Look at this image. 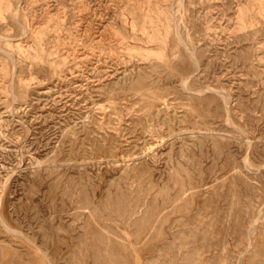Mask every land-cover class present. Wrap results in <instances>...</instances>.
Returning a JSON list of instances; mask_svg holds the SVG:
<instances>
[{"label":"rangeland","instance_id":"1","mask_svg":"<svg viewBox=\"0 0 264 264\" xmlns=\"http://www.w3.org/2000/svg\"><path fill=\"white\" fill-rule=\"evenodd\" d=\"M0 264H264V0H0Z\"/></svg>","mask_w":264,"mask_h":264}]
</instances>
